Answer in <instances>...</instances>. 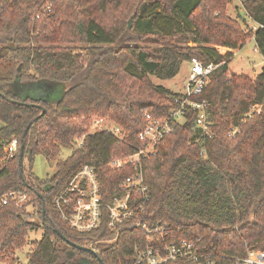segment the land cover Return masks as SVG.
I'll return each instance as SVG.
<instances>
[{
  "label": "trees",
  "instance_id": "trees-1",
  "mask_svg": "<svg viewBox=\"0 0 264 264\" xmlns=\"http://www.w3.org/2000/svg\"><path fill=\"white\" fill-rule=\"evenodd\" d=\"M239 1L243 12L233 17L232 0H0V192L28 195L23 206L0 205V261L16 264V250L39 228L43 236L33 243L29 264L132 260L147 233L125 228L111 241L106 209L100 229L77 231L54 199L85 164L95 166L104 202L125 194L133 167L112 168L108 161L147 145L140 138L147 113L164 118L177 107L182 93L151 76L171 79L194 57L220 64L196 96L208 103L210 134L195 127L197 113L189 111L143 159L144 216L169 225L166 240H193L218 264H238L249 250L264 249V67L255 78L230 67L235 50L251 38L264 56V0ZM43 82L67 87L56 100L14 90ZM96 118L112 119L125 137L89 133ZM14 137L26 143L22 166L20 151L8 157L4 150ZM66 149L71 153L53 175L35 173L37 156L54 161Z\"/></svg>",
  "mask_w": 264,
  "mask_h": 264
},
{
  "label": "built area",
  "instance_id": "built-area-1",
  "mask_svg": "<svg viewBox=\"0 0 264 264\" xmlns=\"http://www.w3.org/2000/svg\"><path fill=\"white\" fill-rule=\"evenodd\" d=\"M220 66L219 63L205 64L194 57L189 62V72L182 96L177 98V107L168 117L155 118L146 114L147 124L140 133V138L147 145L138 148L126 157H116L108 161L112 168L125 165L133 167V174L127 177L123 186L125 194L116 196L111 202L103 200L101 182L95 166L85 164L76 172L66 186L54 199V207L60 216L73 229L80 232L100 229L106 214L109 217L108 226L113 237L117 240L125 228H139L147 233L144 243H139L134 249L132 260L127 264H218L216 260L205 258L199 251L197 242L185 238L166 240L169 225L161 221L151 222L146 219L145 202L149 195L145 184L143 159L156 151V144L168 133L174 130V124L185 120L186 114L193 111L196 114L195 127L205 134H210V122L207 117L206 100L200 101L196 96L203 92L209 83L210 75ZM261 105L253 106L254 111H260ZM95 130H108L122 140L125 131L113 120L97 118L94 121ZM234 129L230 135H234ZM84 136H78L76 145L81 146ZM8 157L16 156L20 151V141L14 137L4 148ZM141 196L137 198V195ZM28 201V195L22 191L11 190L0 192V205L15 203L23 206ZM238 264H264V249H251L245 258L239 259Z\"/></svg>",
  "mask_w": 264,
  "mask_h": 264
},
{
  "label": "rangeland",
  "instance_id": "rangeland-1",
  "mask_svg": "<svg viewBox=\"0 0 264 264\" xmlns=\"http://www.w3.org/2000/svg\"><path fill=\"white\" fill-rule=\"evenodd\" d=\"M228 9H229V13L233 17H237V15L240 12H243L239 0H232V3L229 5ZM247 21L249 22L251 27L255 26V24L249 17H247ZM75 46L77 50H80L81 45L76 44ZM219 48H221V50H226L225 48L222 47ZM230 67L233 71L237 73H247L254 78L262 72L264 67V56L257 49L256 41L254 38L249 39L247 44L242 49L235 50V55L230 62ZM188 72H189V63L185 62L182 65L180 72L175 77L171 79H161L157 76H151V81L156 85L165 86L166 88L171 89L174 92L182 93L184 91V86L187 81ZM52 85L53 88L52 90H50L49 95L47 96V100L59 99V97L61 96L60 95L61 92L65 90L67 87L66 84H60V86L57 87H55L54 83H52ZM14 90L17 92V94L21 95L22 97L34 96V94L31 91L26 90V88L20 84H15ZM45 90L48 91L49 89H45ZM96 119H94L90 124L88 128L89 131H93L96 129V127L93 126L94 121ZM1 125L2 123L0 121V126ZM70 153L71 150L66 149L54 161H48L44 156L41 155L37 156L34 164L35 173L40 178H46L48 176L53 175L56 170L57 161L61 159H65ZM29 208H31V206H29ZM42 236H43V229L41 228H39L37 231L31 230L29 232L27 245L24 246L22 249L16 250L15 253V256L17 258L16 264H29L28 253L32 250L33 243L37 240H40ZM0 264H10V263H8L7 261H0Z\"/></svg>",
  "mask_w": 264,
  "mask_h": 264
},
{
  "label": "water",
  "instance_id": "water-1",
  "mask_svg": "<svg viewBox=\"0 0 264 264\" xmlns=\"http://www.w3.org/2000/svg\"><path fill=\"white\" fill-rule=\"evenodd\" d=\"M54 85H55V87H57L56 84H54ZM52 88H53V85L51 82H43V83L36 84V85L35 84L28 85L26 90H29L34 94V96H31L33 98L47 99V96L49 95V92H50V90H52ZM45 89H49V90L47 91ZM3 97L8 99L5 95H3ZM8 100H10L11 102L22 103L20 101H15L13 99H8ZM31 105H37L38 107L42 108V110H43L42 113H44L46 111V109L40 104L31 103ZM28 129H29V127L26 129L25 133H27ZM25 149H26V143L23 142L20 146V153H19V163L21 166L23 165V160H24V156H25ZM22 174H23V168H22ZM56 231L59 235L62 236V233L60 230L56 229ZM63 238H65V237L63 236ZM70 243H72L73 245H75L79 249L90 251V252L96 254L95 250L90 248V247L81 246V245L73 243V242H70Z\"/></svg>",
  "mask_w": 264,
  "mask_h": 264
}]
</instances>
